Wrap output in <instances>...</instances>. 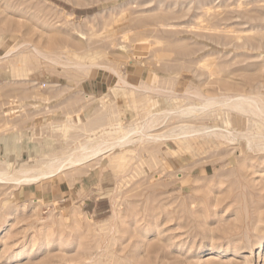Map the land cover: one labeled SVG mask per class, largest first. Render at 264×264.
<instances>
[{
  "label": "rangeland",
  "instance_id": "obj_1",
  "mask_svg": "<svg viewBox=\"0 0 264 264\" xmlns=\"http://www.w3.org/2000/svg\"><path fill=\"white\" fill-rule=\"evenodd\" d=\"M50 161L0 264H264V0H0V168Z\"/></svg>",
  "mask_w": 264,
  "mask_h": 264
},
{
  "label": "bare ground",
  "instance_id": "obj_2",
  "mask_svg": "<svg viewBox=\"0 0 264 264\" xmlns=\"http://www.w3.org/2000/svg\"><path fill=\"white\" fill-rule=\"evenodd\" d=\"M127 83H129V82H127ZM134 86H131V87L134 88ZM110 126H112V125L110 124ZM145 127H146L145 124H143V128H145ZM110 132L111 131H108V133H110ZM143 134H146V133H143ZM146 135L153 136V134H146ZM98 138L100 139V136H98ZM123 139H124L123 136L119 137L117 142L108 145V147L115 146L116 143H119ZM181 141H183V139H181ZM102 143L103 142H97V144L91 145L90 147L82 145L83 146L81 148L82 152L80 154H78L77 156H74L73 158L68 157V158H66V160L68 161V163L74 164V163H76L78 161L85 160L86 158H88L89 156H91L93 154L100 153L102 151V149H103L102 146H101ZM65 164L66 163H64V164H60V163L59 164H55L54 162L50 161V162L46 163V165H47L46 168L45 169H41V170H29L28 168H18L16 170L14 169L13 171H10L6 167L5 168L2 167V168H0V180L14 181L16 183H23V184H30V183H34L36 181L41 180L42 177H45V176H48V175H51V174L53 175L57 170L62 168ZM15 171H17V172H15Z\"/></svg>",
  "mask_w": 264,
  "mask_h": 264
},
{
  "label": "crops",
  "instance_id": "obj_3",
  "mask_svg": "<svg viewBox=\"0 0 264 264\" xmlns=\"http://www.w3.org/2000/svg\"><path fill=\"white\" fill-rule=\"evenodd\" d=\"M35 190H36L35 187L30 188L29 189L30 194H34Z\"/></svg>",
  "mask_w": 264,
  "mask_h": 264
}]
</instances>
